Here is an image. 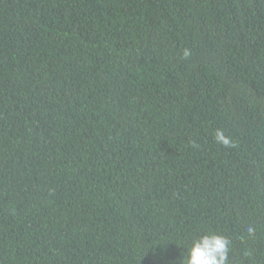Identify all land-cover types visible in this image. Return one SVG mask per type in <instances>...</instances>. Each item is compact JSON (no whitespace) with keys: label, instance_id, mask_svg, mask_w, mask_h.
<instances>
[{"label":"trees","instance_id":"obj_1","mask_svg":"<svg viewBox=\"0 0 264 264\" xmlns=\"http://www.w3.org/2000/svg\"><path fill=\"white\" fill-rule=\"evenodd\" d=\"M211 233L264 264V0H0V264Z\"/></svg>","mask_w":264,"mask_h":264},{"label":"clouds","instance_id":"obj_2","mask_svg":"<svg viewBox=\"0 0 264 264\" xmlns=\"http://www.w3.org/2000/svg\"><path fill=\"white\" fill-rule=\"evenodd\" d=\"M189 53H185L187 56ZM216 140L224 145L229 144V140L222 132L217 131ZM255 229L248 228L249 234H254ZM230 241L222 234H204L194 238L187 251V256L183 257V264H229Z\"/></svg>","mask_w":264,"mask_h":264}]
</instances>
